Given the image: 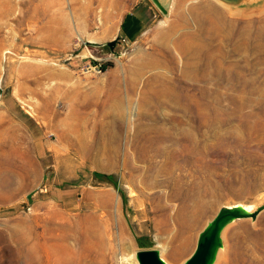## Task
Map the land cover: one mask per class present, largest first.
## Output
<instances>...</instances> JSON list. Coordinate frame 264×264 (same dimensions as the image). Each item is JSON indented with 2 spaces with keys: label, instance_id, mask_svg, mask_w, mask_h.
<instances>
[{
  "label": "rangeland",
  "instance_id": "rangeland-1",
  "mask_svg": "<svg viewBox=\"0 0 264 264\" xmlns=\"http://www.w3.org/2000/svg\"><path fill=\"white\" fill-rule=\"evenodd\" d=\"M235 206L213 264H264V0H0V264H184Z\"/></svg>",
  "mask_w": 264,
  "mask_h": 264
},
{
  "label": "crops",
  "instance_id": "crops-1",
  "mask_svg": "<svg viewBox=\"0 0 264 264\" xmlns=\"http://www.w3.org/2000/svg\"><path fill=\"white\" fill-rule=\"evenodd\" d=\"M152 8L143 3H138L126 12L120 20L116 37L125 44L133 43L143 35L150 27ZM11 116L16 126L21 129L25 136H28L30 144L33 147L35 157L38 153L46 150L44 133L41 126L35 121L30 113L19 108L18 114ZM8 139L16 140L17 137L13 134H8Z\"/></svg>",
  "mask_w": 264,
  "mask_h": 264
},
{
  "label": "water",
  "instance_id": "water-1",
  "mask_svg": "<svg viewBox=\"0 0 264 264\" xmlns=\"http://www.w3.org/2000/svg\"><path fill=\"white\" fill-rule=\"evenodd\" d=\"M120 41L119 38H115L105 45L112 51L116 44ZM88 46H98L100 44L86 42ZM258 212L248 214L235 211L234 209L221 210L211 221L212 225L209 228H205L198 237L196 248L193 254L187 259L184 264H209L214 251L220 242V235L230 221L234 219H242L248 216L254 217ZM136 259L138 264H164L159 257L157 250L146 249L136 252Z\"/></svg>",
  "mask_w": 264,
  "mask_h": 264
},
{
  "label": "bare ground",
  "instance_id": "bare-ground-1",
  "mask_svg": "<svg viewBox=\"0 0 264 264\" xmlns=\"http://www.w3.org/2000/svg\"><path fill=\"white\" fill-rule=\"evenodd\" d=\"M88 42H89V43H96V42L93 41V40H89ZM96 44H98V43H96ZM85 151H86V150H85ZM92 152H93V148H92L91 146H89V147L87 148L86 154H87V155H91ZM233 209H234L235 211H236V210H237V211H240L241 213H246L245 210H244V208L241 207V206H235ZM233 209H232V210H233ZM219 212H220V211H219ZM219 212H218V213H219ZM218 213H217V214H218ZM217 214H216V215H217ZM211 225H212V221H210V222L206 225L205 228H209V227H211ZM198 237H199V236H198ZM197 240H198V239H197ZM219 240H220L219 245L217 246L216 250L214 251L213 257H212L211 261L209 262V264H213L214 261H215V259H216L217 251H218V249L221 247V239H219ZM162 251H163V249H162ZM133 259H134V261H135L136 264H137V259H136V254H135V253H133ZM163 263L166 264L165 262H163Z\"/></svg>",
  "mask_w": 264,
  "mask_h": 264
},
{
  "label": "built area",
  "instance_id": "built-area-1",
  "mask_svg": "<svg viewBox=\"0 0 264 264\" xmlns=\"http://www.w3.org/2000/svg\"><path fill=\"white\" fill-rule=\"evenodd\" d=\"M85 45H87L85 43ZM94 63L86 65V71L93 72L95 74H101L103 72V65L99 62V60L93 59Z\"/></svg>",
  "mask_w": 264,
  "mask_h": 264
},
{
  "label": "trees",
  "instance_id": "trees-1",
  "mask_svg": "<svg viewBox=\"0 0 264 264\" xmlns=\"http://www.w3.org/2000/svg\"><path fill=\"white\" fill-rule=\"evenodd\" d=\"M103 70H105V66H103Z\"/></svg>",
  "mask_w": 264,
  "mask_h": 264
}]
</instances>
